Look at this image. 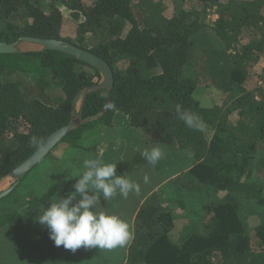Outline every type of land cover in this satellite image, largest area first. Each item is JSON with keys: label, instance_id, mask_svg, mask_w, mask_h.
I'll use <instances>...</instances> for the list:
<instances>
[{"label": "trees", "instance_id": "1", "mask_svg": "<svg viewBox=\"0 0 264 264\" xmlns=\"http://www.w3.org/2000/svg\"><path fill=\"white\" fill-rule=\"evenodd\" d=\"M39 1L0 0V42L11 44L22 37L67 41L102 58L113 71L114 84L108 92H89L77 110L81 96L100 81L94 68L57 51L0 54V182L42 146L31 143L33 136L44 143L53 132L80 116L81 122L59 144L90 152L95 148L81 146L87 134L96 128L110 129L113 119L120 115L126 117L128 128L152 130L157 143L191 156L193 178L178 182L175 195L178 206L188 213L185 216L193 212L201 217L198 227L188 229L179 243L174 242L170 238L174 216L155 193L150 195L137 207L132 238L125 251L120 250L124 264H264V224L256 229L258 245L253 249L243 223L249 208H264L263 181L258 177L243 182L241 175L255 154L259 155L257 169L264 167V90H256L257 100L254 93L242 88L249 78L245 56L257 53L255 59H259L264 55V33L246 47V52L231 53V46L239 43L244 31L252 35L255 30L264 31V2L191 0L192 9L174 11L163 18L148 0H51L47 7ZM58 2L78 22L74 38L64 34L65 18ZM212 14L217 15L214 22L206 19ZM257 25L261 29H256ZM204 30L230 41L220 51H212L205 43L198 47L194 38ZM211 53L213 62L205 82L201 78L205 70L198 71V63L208 61ZM202 85L224 93L231 87L245 91L242 99L232 103L240 112L236 123L229 121L230 111L217 105L206 107L196 98ZM108 98L114 107L98 117ZM177 105L197 117L194 127L179 118ZM205 127L214 130L209 145L204 138ZM225 144L229 149L224 146L223 150L227 157L231 153V159L214 157L217 148ZM144 151L131 155V171L138 172L140 166L148 164ZM49 155L39 163L44 160L45 167L49 166ZM50 175L49 171L48 180ZM23 180L0 199V234L22 226L25 219L52 202L45 203L40 190L34 193L30 188L32 193L26 196L27 185L20 187ZM140 183L145 184L143 180ZM220 193L225 199L207 205V196L219 197ZM193 200L200 201L202 211L190 209ZM119 201L111 198L103 202V208L122 212ZM27 223L28 234L20 242L25 252L31 245L30 225L34 222ZM22 253L17 250L19 259L31 262ZM4 255L10 253H0V264Z\"/></svg>", "mask_w": 264, "mask_h": 264}, {"label": "rangeland", "instance_id": "2", "mask_svg": "<svg viewBox=\"0 0 264 264\" xmlns=\"http://www.w3.org/2000/svg\"><path fill=\"white\" fill-rule=\"evenodd\" d=\"M51 0H40V4L44 7H47L49 2ZM61 1V0H60ZM85 1V0H82ZM91 0H86L85 2L90 3ZM149 4L151 5H155L163 18H167L169 16H171L173 14V12L175 11H179V10H190L192 9L191 7V0H148ZM228 0H225V2ZM234 2L236 1H248V0H232ZM264 2V0H262ZM92 2V1H91ZM138 2V0H137ZM58 4V8L59 10L62 12L64 18H65V26H64V34L66 36L72 37L74 38L76 36V26H77V20L75 17H72V14L70 13V11L65 8L64 6H62L59 2ZM191 6V7H190ZM195 8V7H193ZM263 16H264V11L262 12ZM207 20L212 21V18L210 17V15L208 16V18H206ZM260 26L257 25L256 29H261L259 28ZM255 35H252L251 31H247V32H243L242 36L239 37V43H235L231 46L232 48V55L233 54H237L240 55L243 50H245L246 52V47L249 46L250 43L252 42H257L260 40V38L262 37V34L264 33L263 29L260 30V32L258 33L257 30ZM251 33V34H250ZM229 39H227V43H229ZM194 42L196 43V45L198 47H200L202 44H207V46H209L212 51L216 50V51H220L219 49H221L222 46H225L226 42L223 41L222 39H219L217 36H215V34H213L210 30H204L203 32L199 33L197 35V37L194 38ZM21 51H36L39 50L38 47L32 45V44H27V43H23L19 46ZM230 52V51H229ZM214 53H211L209 58H207L208 61L205 62H199L198 65L199 67L197 68L198 71H201L203 69V71L206 73L204 75L201 74V78L204 79V81L206 82L207 76H208V72H206L207 70H209L210 64H212L213 62V58L211 57ZM257 53H254L253 55H250V53L246 54V58H248V62L246 63L247 66V74L249 76V78H247L245 84L242 86V88L245 91L248 92H252L254 93V95L257 97V100H259V96L256 93L257 89H262L264 90V55H260L259 59H255ZM202 66V67H201ZM200 88L197 90L196 92V98L206 107H212V106H220L222 107L223 110L226 111H230L231 114L229 115V121L232 123H236L238 120V115H239V111L235 110L234 105H232V103L236 104V102L240 99H242V97L244 96V92H240L239 89H237L236 87H231V89H229L230 91L224 93V92H219L216 89L213 90H206V87L204 85L199 86ZM258 91V90H257ZM80 100L77 104V110L80 107ZM76 119V118H75ZM90 133V132H89ZM203 133H204V138L206 139V143L209 145L210 143H212L213 138H214V130H211L210 128L205 127L203 129ZM116 137L118 138V140L120 141V143L117 141ZM110 141L117 145L120 144V151L122 152V154L124 155L125 158H129L130 155L133 154H137L138 152H140L143 148L146 150H151L153 147H159L162 152H163V158H165V161H167V159L171 158V162L167 163V164H163L160 167L159 166H153L150 164H147L146 166L143 167H139L140 169H147L145 172H143V174L141 175L138 172L135 171H131L130 167L131 166L129 164L124 165V169H125V174H126V178H130L132 181H135L139 184V180H142L144 177V175H147L150 182L152 180L157 179L158 177H165L169 174V172L171 171V173H177V172H184V170L189 167L192 164V159L191 156L189 154H184V152L180 153L178 151H171V149L165 148L164 145H161L160 143H157L155 138H154V133L152 132V130H144V129H140V130H133L131 128H127L125 130H121L118 135H112L109 138ZM146 143V145H145ZM216 147L217 144L215 143ZM118 146V145H117ZM162 146V147H161ZM228 148V145L225 144L222 146V148L220 149L219 147L216 150L217 152L215 153L216 158L218 157H226L225 159H231L232 155L231 153L229 154V156L227 157V155L225 154V151L223 150V148ZM262 147V146H261ZM262 149V148H261ZM264 150V149H263ZM221 152V153H219ZM62 153L61 149H57L55 153H53V157L58 158L60 156V154ZM252 154V153H251ZM251 156V155H249ZM110 154H106L103 157V161H107L106 158H109ZM123 157V158H124ZM123 158H118V160H121ZM252 158V157H251ZM61 159V158H60ZM132 159V158H131ZM62 160V159H61ZM217 160V159H215ZM259 161V155L255 154V156L252 158V160H250V162H248L247 165H245V169L247 172L243 173L241 171L242 167L240 168V172L241 175L243 174L242 180L244 181H253L255 180V178L261 179L263 181V193H264V167L261 168V170L257 169V164ZM228 162V161H227ZM45 163L46 161H42L41 163H39L37 166H35L28 174L27 176H25L23 182L20 184V187L22 185H27L25 188L26 196L31 195L32 192L31 189L37 192L40 190V192H43V196H45L43 198L42 196V200H44L45 203H50L52 201V198L54 196H59V197H64L66 198L67 195L71 192L74 191V187L73 185L77 182V178H79L78 174H75L73 176L70 177H64L62 181H53L52 179H47L48 177L46 176L47 173H49V167H45ZM55 166L58 167L64 174L68 172H70L72 170V167L67 165L65 162H60L57 163L55 162ZM120 166V165H119ZM121 167V166H120ZM158 168H161L162 172L161 174L157 175V174H153L150 173ZM257 171V172H256ZM124 174V175H125ZM180 175V174H179ZM178 175V176H179ZM248 175V176H247ZM245 177H248V179H244ZM183 180H185V177L183 178ZM15 182L14 179L10 178V177H6L4 178L1 182H0V193L2 191L7 190L8 188L11 187V185H13V183ZM145 184V187L149 186V183ZM179 182H183L181 180H179ZM248 183V182H246ZM19 187V188H20ZM31 188V189H30ZM134 192H130L129 195L127 196V198H125L124 196H122V198L120 199L121 201L123 200L125 202L124 205H121V201H119V206L122 209V212L120 214H117V216L122 218H127V214L128 211L133 207V205L136 202V199L142 198V194L141 192L139 193H135L136 198L134 196ZM28 197V198H29ZM221 199H225V195L224 193H220L219 197L217 195L211 194L209 196H207L206 198V202L207 205H210L209 203H213L215 204L216 201H221ZM193 202L195 204L193 205H189L193 210L196 211H202L203 208L202 206H200V201L199 200H193ZM215 202V203H214ZM201 205H203V203H201ZM176 207H178L176 210ZM262 208V207H261ZM257 209L256 206H252L251 208H249L248 212L243 216V223L245 225V227L247 228V232H248V236L250 238V245L252 246L253 249L257 248V243H258V238L256 237V229L257 227H259L261 224H264V213L261 212H257V211H264V208L262 209ZM182 207H180V205L178 206V204L172 203V211L174 212V210L178 211V215L179 217H174L175 219V226L172 230V233L170 234V238L172 241L179 243V241H181V235L185 234V232L192 228L194 229V227H198L199 222L201 221L200 215L195 213V215L185 213L182 211ZM39 212H41V210H38L37 212H35L30 218L25 219L24 222L21 224L22 226L20 227H14V228H9V229H4V231L0 234V253L4 254H9L10 255H4L2 256V264H42L43 262L45 264H50L52 263L54 260H57L58 258L62 257V259L64 260L63 263L61 264H66L67 262V257L73 256L75 254H77L78 250H85V251H90V252H96L98 251V253H102L103 255H106L107 253L104 252L102 249H98V248H84L81 247L80 249H77L75 252H72L71 250H67L64 249L63 246L57 247L55 246L54 242L49 238V232L48 230L41 224L35 222V217L37 215H39ZM183 213V215L181 216V214ZM32 221L34 222V224L30 225V229H31V245H29L26 248V251H24L23 249V244H21L20 242L23 241L24 236L28 233L27 229H26V225L28 224L27 222ZM192 224H195L196 226H193ZM40 229L42 231V233H37V230ZM33 230V231H32ZM12 241V242H11ZM11 242V243H10ZM10 245L7 246V245ZM35 244V245H34ZM126 245L124 246H118L116 248H113V250L115 251V254H109L106 255L110 260H114V262H119L120 260L123 259V257L119 254L120 250L125 248ZM7 248V249H5ZM17 250H20V252H23L22 254H24V257H27L28 259L31 260V262H26L22 259H19L18 255H17ZM100 251V252H99ZM38 259V260H36ZM98 263V262H97Z\"/></svg>", "mask_w": 264, "mask_h": 264}, {"label": "clouds", "instance_id": "3", "mask_svg": "<svg viewBox=\"0 0 264 264\" xmlns=\"http://www.w3.org/2000/svg\"><path fill=\"white\" fill-rule=\"evenodd\" d=\"M109 109L114 104L106 105ZM179 118L188 127H194L197 117L188 110H181L177 105ZM31 143L40 147L43 141L35 136ZM149 164L155 166L162 158L159 147L146 149L142 153ZM83 174L73 185L74 191L66 198L54 196L47 208L35 217V222L43 225L49 232V238L55 246L75 252L81 247L113 249L126 245L132 238L129 224L115 214L98 211L101 199L107 201L119 192L127 198L130 192H140V185L117 175V164H106L100 158L85 159ZM149 178L144 176V183Z\"/></svg>", "mask_w": 264, "mask_h": 264}, {"label": "crops", "instance_id": "4", "mask_svg": "<svg viewBox=\"0 0 264 264\" xmlns=\"http://www.w3.org/2000/svg\"><path fill=\"white\" fill-rule=\"evenodd\" d=\"M86 1V0H85ZM93 1V0H91ZM90 1V2H91ZM70 11V10H69ZM71 13V11H70ZM126 117L120 116V115H116V117L113 119V125L110 129L107 128H96L94 130H92L90 133L87 134L86 138L83 140L84 142L81 143V146H83L84 148H95L94 151H90V152H83L82 150H76L73 151L69 148V146L65 143L59 144L57 147H55L49 155L48 158V162H49V171L50 174L52 173L51 178L53 181L54 179H57L55 181H62L64 177H70L73 176L75 174H78V176L80 177L83 174L84 166H83V162L85 159H95V158H100L103 160V157L106 154H110L109 158H106L107 161H103L106 164H117V175H124L125 169L123 168L124 165L127 166V164H129L130 160H131V155L129 156V158H125L124 155L122 154V152L120 151V144L117 143V145L113 144L110 141V137L111 134L112 135H118V133L123 129H127L128 127L126 126ZM117 141L120 143V141L118 140V138L116 137ZM57 149H61L62 153L60 154V156L58 158H54L53 157V153L56 152ZM123 158L121 160H118V158ZM65 162L67 165L72 167V170L70 172L67 171L66 174H64L58 167L55 166V162L60 163ZM165 158H162L157 164L156 166H161L162 164H167L171 162V159H168V161H165ZM149 164V162H148ZM121 167H120V166ZM151 165V164H150ZM191 166L192 164L187 167L184 172H177V173H171V171L169 172V174L163 178L158 177L155 180H152L150 182L149 180V186L145 187V184H141L140 180H139V185H140V192L142 194V198L136 199L135 204L133 205V207L128 211V215L129 217L127 218H123V220H125L129 226H130V230L132 229L133 226V221H134V215L137 211V207H139L143 202H145L150 195L152 194H156L158 199L160 201L163 202L164 206L168 209V211L171 213V215H173L174 217H179V213L176 207V210H174V212L172 211V203L176 204L178 203L176 200L177 195H175V187L176 184L179 182V180L183 181V182H189L190 180H192L193 175L191 174ZM54 170V171H53ZM145 169H140L138 171V173L142 174V172ZM162 169L158 168L150 173L153 174H161ZM180 174V175H179ZM179 175V176H178ZM145 176V175H144ZM185 177V180H183V178ZM178 178H181L178 180ZM144 181V177L142 179ZM173 185H172V184ZM174 186V187H173ZM136 192H134V196L136 198L135 195ZM112 198L116 199L122 198V195L119 194V192H117V194L115 196H113ZM109 201V200H107ZM104 201L103 199H101V206L98 207V211H107L110 214H120L121 212L119 211H111V209H104L103 207L105 206V204L103 202H107ZM204 205V204H203ZM206 205V204H205ZM207 206V205H206ZM132 210L134 212H132ZM132 213V216H131ZM192 215H195L193 212L191 213ZM183 215V213L181 214V216ZM131 216V217H130ZM173 217V219H174ZM121 218V217H120ZM130 218V220H128ZM201 218V217H200ZM201 222V221H200ZM130 241L126 244V247L129 245ZM104 252L107 253L108 249H102ZM122 251H125L124 248L122 249ZM100 252V251H99ZM115 254V251L113 249H109L108 254ZM106 255H103L102 253H98V251L96 252H90V251H85V250H78L77 254L67 257V263L66 264H124V260H120L119 262H114V260H110ZM120 255L122 257H124V255L122 253H120ZM64 260L62 259V257L58 258L57 260H54L52 263L50 264H61L63 263ZM98 262V263H97ZM42 264H45L44 262Z\"/></svg>", "mask_w": 264, "mask_h": 264}, {"label": "water", "instance_id": "5", "mask_svg": "<svg viewBox=\"0 0 264 264\" xmlns=\"http://www.w3.org/2000/svg\"><path fill=\"white\" fill-rule=\"evenodd\" d=\"M23 43L32 44L38 47L39 50L42 49L57 51L69 55L76 60L91 66L100 74V81L98 82V84L87 89L81 96V106L85 95H87L89 92L97 89H105L106 92H108L112 89L114 84V76L111 67L102 58L67 41L35 37H22L11 44L0 42V54H17L21 52L19 46ZM78 99L79 96L75 98V101H78ZM109 103H111V100L108 98L106 99L103 108L98 114V117H100L109 109L106 106ZM80 122L81 117L78 116L68 125L53 132L35 153H33L28 159H26L17 168L10 172L9 177L14 179L15 182L13 183V185H11L10 188L0 193V199L9 195L19 185V183L29 173V171L44 157H46L55 148V146L60 143L63 137H65V135H67V133H69L75 127V125L79 124Z\"/></svg>", "mask_w": 264, "mask_h": 264}, {"label": "built area", "instance_id": "6", "mask_svg": "<svg viewBox=\"0 0 264 264\" xmlns=\"http://www.w3.org/2000/svg\"><path fill=\"white\" fill-rule=\"evenodd\" d=\"M210 17L212 18V21H213V22L217 19V15H216V14H212V15H210Z\"/></svg>", "mask_w": 264, "mask_h": 264}]
</instances>
